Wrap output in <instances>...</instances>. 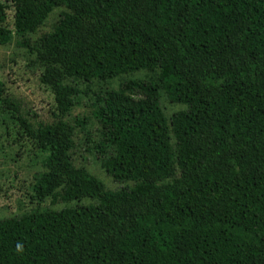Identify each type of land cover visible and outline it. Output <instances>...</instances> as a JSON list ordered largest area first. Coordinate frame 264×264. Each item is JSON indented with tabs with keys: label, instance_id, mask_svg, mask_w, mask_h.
<instances>
[{
	"label": "trees",
	"instance_id": "obj_1",
	"mask_svg": "<svg viewBox=\"0 0 264 264\" xmlns=\"http://www.w3.org/2000/svg\"><path fill=\"white\" fill-rule=\"evenodd\" d=\"M14 38L53 121L1 80L0 104L47 155L32 199L68 206L0 220V264H264V0H0V46ZM93 85L87 143L119 190L74 164Z\"/></svg>",
	"mask_w": 264,
	"mask_h": 264
},
{
	"label": "rangeland",
	"instance_id": "obj_2",
	"mask_svg": "<svg viewBox=\"0 0 264 264\" xmlns=\"http://www.w3.org/2000/svg\"><path fill=\"white\" fill-rule=\"evenodd\" d=\"M59 13L60 11L54 12L37 35L29 36L30 39L35 41L42 34L50 32L59 19ZM12 17V12H9L10 27L13 23ZM17 41L18 39L14 38L10 45L0 46V80L4 82L9 96L19 104L21 115L31 122H51L53 96L40 85L39 72L28 67L30 58L26 49L17 45ZM112 87L118 89V84L115 83ZM105 91V87L98 85L87 88L88 94L80 98V104L69 117L71 123L76 118L87 119L88 122L86 129H76L74 164L77 167H86L105 183L108 189L119 190L132 184L122 185L113 182L101 168L98 156L90 151L92 147L87 143L88 133H91L94 139H100V125L94 116L95 110L98 109L94 94ZM132 98L141 99L142 94H135ZM162 105L169 116L183 109L170 104L167 100H162ZM16 116L17 112L5 109L0 104V220L21 217L36 209L62 210L68 206L61 201L53 204L51 199L42 203L32 199L37 178L44 171L42 160L47 155L37 150L27 138L19 135V124L13 119ZM90 204H92L90 199H85L80 203H71L70 206Z\"/></svg>",
	"mask_w": 264,
	"mask_h": 264
}]
</instances>
